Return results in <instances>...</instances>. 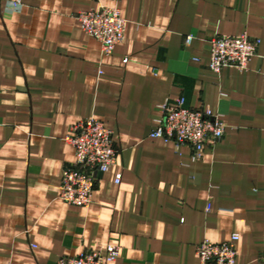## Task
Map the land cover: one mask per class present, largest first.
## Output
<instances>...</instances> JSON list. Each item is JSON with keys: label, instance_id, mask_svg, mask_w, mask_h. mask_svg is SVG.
Returning a JSON list of instances; mask_svg holds the SVG:
<instances>
[{"label": "crops", "instance_id": "0c3cea01", "mask_svg": "<svg viewBox=\"0 0 264 264\" xmlns=\"http://www.w3.org/2000/svg\"><path fill=\"white\" fill-rule=\"evenodd\" d=\"M15 1L0 0V264L107 244L119 248L107 264H199V242L232 234L235 264H264V0H120L125 34L110 55L77 15L114 0ZM243 33L260 40L247 68L212 71L208 38ZM178 97L226 124L196 161L150 136ZM87 118L119 152L78 207L59 186L75 158L66 138Z\"/></svg>", "mask_w": 264, "mask_h": 264}, {"label": "built area", "instance_id": "2783aa9c", "mask_svg": "<svg viewBox=\"0 0 264 264\" xmlns=\"http://www.w3.org/2000/svg\"><path fill=\"white\" fill-rule=\"evenodd\" d=\"M120 0L112 5H98L96 8L82 10L77 19L82 30L98 40L102 53L110 55L124 39L126 21L121 15ZM12 9L21 7L19 0L9 2ZM193 36L185 38L190 44ZM209 49V68L220 72L224 67L244 70L256 54L260 40L243 33L240 35H215L207 40ZM160 117L150 136L177 146L189 145L192 160L201 158L204 146L219 141L225 133L226 124L221 114L209 108H191L184 97L167 99L159 106ZM67 141L74 148V161L62 171L59 186L60 199L72 206L88 207L93 202V194L98 175L107 172L115 164L118 148L113 133L102 122L94 118L79 121L71 128ZM121 175L116 176L119 182ZM209 205L207 210H209ZM238 234L221 243L204 239L195 246L199 264H235ZM119 255V248L107 244L104 251H82L73 257L60 258L57 264H107ZM261 260L264 262V252ZM13 264V263H7Z\"/></svg>", "mask_w": 264, "mask_h": 264}]
</instances>
